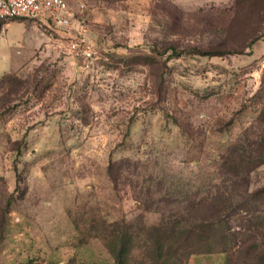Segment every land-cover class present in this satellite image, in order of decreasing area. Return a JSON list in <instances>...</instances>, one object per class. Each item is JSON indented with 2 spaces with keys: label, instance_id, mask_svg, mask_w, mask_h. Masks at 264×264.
<instances>
[{
  "label": "rangeland",
  "instance_id": "rangeland-1",
  "mask_svg": "<svg viewBox=\"0 0 264 264\" xmlns=\"http://www.w3.org/2000/svg\"><path fill=\"white\" fill-rule=\"evenodd\" d=\"M82 1L0 26V264H264V0Z\"/></svg>",
  "mask_w": 264,
  "mask_h": 264
},
{
  "label": "built area",
  "instance_id": "built-area-1",
  "mask_svg": "<svg viewBox=\"0 0 264 264\" xmlns=\"http://www.w3.org/2000/svg\"><path fill=\"white\" fill-rule=\"evenodd\" d=\"M40 17L51 21L57 28L69 29L73 22V11L67 0H0V25L12 19ZM68 47L82 54L86 64H92L91 45L82 31L71 37ZM264 67V62H263Z\"/></svg>",
  "mask_w": 264,
  "mask_h": 264
},
{
  "label": "crops",
  "instance_id": "crops-1",
  "mask_svg": "<svg viewBox=\"0 0 264 264\" xmlns=\"http://www.w3.org/2000/svg\"><path fill=\"white\" fill-rule=\"evenodd\" d=\"M67 1L70 5V8L73 11V15H75L76 8L80 9V6L84 5V2L82 0H67ZM13 23L14 22H9V23H7V26L13 25ZM44 23L45 24L48 23V20H46L45 18H44ZM61 28H63V27H61ZM63 29H66V28H63ZM69 29L71 30L72 28H69Z\"/></svg>",
  "mask_w": 264,
  "mask_h": 264
},
{
  "label": "trees",
  "instance_id": "trees-1",
  "mask_svg": "<svg viewBox=\"0 0 264 264\" xmlns=\"http://www.w3.org/2000/svg\"><path fill=\"white\" fill-rule=\"evenodd\" d=\"M1 26V25H0ZM202 54H210V55H215V54H217V53H214V52H209V51H204V52H202ZM263 161H264V159H263ZM218 215V214H217ZM212 218L209 220V221H212V222H214V217H215V215L214 214H212V216H211ZM122 250L124 251V248H122ZM159 251H162V246H160V248H159ZM196 251H191L190 252V254H194ZM122 253V252H121ZM156 264H163V263H161L160 261L159 262H156Z\"/></svg>",
  "mask_w": 264,
  "mask_h": 264
}]
</instances>
